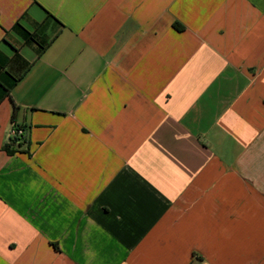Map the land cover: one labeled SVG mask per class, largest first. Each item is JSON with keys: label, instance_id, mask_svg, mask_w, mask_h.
Here are the masks:
<instances>
[{"label": "crops", "instance_id": "crops-1", "mask_svg": "<svg viewBox=\"0 0 264 264\" xmlns=\"http://www.w3.org/2000/svg\"><path fill=\"white\" fill-rule=\"evenodd\" d=\"M0 62V264H264V0H0Z\"/></svg>", "mask_w": 264, "mask_h": 264}, {"label": "trees", "instance_id": "trees-1", "mask_svg": "<svg viewBox=\"0 0 264 264\" xmlns=\"http://www.w3.org/2000/svg\"><path fill=\"white\" fill-rule=\"evenodd\" d=\"M174 27L178 31L184 29V26L180 22H175L174 23ZM14 29L23 38L24 43H27V44L35 43L37 45V47H38V51H37L38 56H40L47 49V47L50 44L49 41L45 40L44 38L38 37L34 32H30L29 30H27L25 27H23L19 23L16 24ZM16 55L19 56L18 53H16ZM7 61H8V59H7ZM5 65H6V63L0 62V69H1L0 70V90L2 92L0 101L4 97L10 95L11 89L20 81V79L22 77V76L21 77L12 76L7 70H4ZM15 110H16V107L14 108V115H15ZM13 124L15 126L23 129V127H20V126L16 125L15 123H13ZM19 139L20 138H13V139L11 138L10 144H12V145L16 144Z\"/></svg>", "mask_w": 264, "mask_h": 264}, {"label": "built area", "instance_id": "built-area-1", "mask_svg": "<svg viewBox=\"0 0 264 264\" xmlns=\"http://www.w3.org/2000/svg\"><path fill=\"white\" fill-rule=\"evenodd\" d=\"M24 134V130L22 128H19L12 124L11 130H10V140L11 138H21ZM18 142V141H17Z\"/></svg>", "mask_w": 264, "mask_h": 264}]
</instances>
